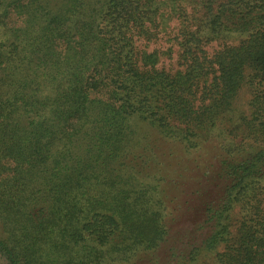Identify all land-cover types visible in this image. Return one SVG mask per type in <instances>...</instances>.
Wrapping results in <instances>:
<instances>
[{
  "label": "trees",
  "instance_id": "obj_1",
  "mask_svg": "<svg viewBox=\"0 0 264 264\" xmlns=\"http://www.w3.org/2000/svg\"><path fill=\"white\" fill-rule=\"evenodd\" d=\"M0 255L264 264V0H0Z\"/></svg>",
  "mask_w": 264,
  "mask_h": 264
},
{
  "label": "rangeland",
  "instance_id": "obj_2",
  "mask_svg": "<svg viewBox=\"0 0 264 264\" xmlns=\"http://www.w3.org/2000/svg\"><path fill=\"white\" fill-rule=\"evenodd\" d=\"M178 30V21L171 19L169 24L157 28V37L147 41L139 36H135V43L138 49H144L148 52L158 50L161 54L160 61L157 65L158 68H164L170 72H176L182 69L179 61L180 47L175 39ZM219 48L218 42H213L206 47L207 51L212 54ZM249 92L247 88H243L237 100V104L245 106L249 99ZM165 148L176 149V146L171 143L164 145ZM188 188V187H187ZM182 197V196H181ZM0 264H8L4 257L0 255Z\"/></svg>",
  "mask_w": 264,
  "mask_h": 264
}]
</instances>
